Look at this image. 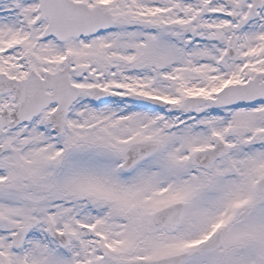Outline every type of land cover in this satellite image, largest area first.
Wrapping results in <instances>:
<instances>
[{
  "label": "snow or ice",
  "instance_id": "snow-or-ice-1",
  "mask_svg": "<svg viewBox=\"0 0 264 264\" xmlns=\"http://www.w3.org/2000/svg\"><path fill=\"white\" fill-rule=\"evenodd\" d=\"M0 264H264V0H0Z\"/></svg>",
  "mask_w": 264,
  "mask_h": 264
}]
</instances>
